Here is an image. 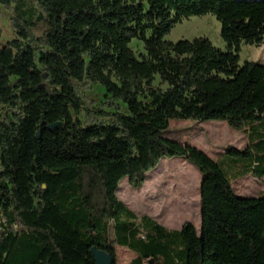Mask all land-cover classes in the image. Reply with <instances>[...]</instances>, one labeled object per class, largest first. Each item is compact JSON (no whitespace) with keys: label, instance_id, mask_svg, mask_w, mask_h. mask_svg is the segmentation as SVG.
Instances as JSON below:
<instances>
[{"label":"trees","instance_id":"1","mask_svg":"<svg viewBox=\"0 0 264 264\" xmlns=\"http://www.w3.org/2000/svg\"><path fill=\"white\" fill-rule=\"evenodd\" d=\"M0 6L15 32L0 45V264H94L93 246L116 264L115 245L133 254L127 264H264V197L232 187L247 175L264 180V65L239 64L242 44H264V0ZM208 14L224 50L205 36L166 39L177 23ZM89 85L105 90L104 107L86 106ZM185 120L243 132L246 147L225 152L247 158L245 168L228 176L218 159L165 136ZM175 157L201 174L199 231L138 218L116 195L123 179L140 187Z\"/></svg>","mask_w":264,"mask_h":264},{"label":"rangeland","instance_id":"2","mask_svg":"<svg viewBox=\"0 0 264 264\" xmlns=\"http://www.w3.org/2000/svg\"><path fill=\"white\" fill-rule=\"evenodd\" d=\"M12 11L0 6V45L15 37L11 22ZM45 26L34 29V35H40ZM198 36L209 38L212 44L222 50L225 43L220 36V23L211 15L193 16L177 23L166 39H192ZM131 47L136 53L142 52V45L133 42ZM255 61L264 65V44L260 46L242 44L239 52V64ZM161 88L165 84L159 78L154 81ZM81 95L88 108L104 107L105 90L98 85H89L82 89ZM264 131L261 129V132ZM264 133V132H263ZM165 136L177 141H187L203 149L212 159H218L221 169L228 175L245 168L247 158L230 155L225 152L228 146L245 148L247 137L243 132L230 128L223 121L197 122L191 120L171 121ZM256 140L259 136L256 135ZM264 137V135H263ZM264 152V151H261ZM201 174L187 160L175 157L162 159L150 171L140 187L130 185L123 179L116 191L117 198L140 218L149 216L169 230H179L185 222L193 224L199 231ZM238 197H264V180L247 175L232 182ZM133 254L124 247L115 245L116 264H127Z\"/></svg>","mask_w":264,"mask_h":264},{"label":"water","instance_id":"3","mask_svg":"<svg viewBox=\"0 0 264 264\" xmlns=\"http://www.w3.org/2000/svg\"><path fill=\"white\" fill-rule=\"evenodd\" d=\"M90 253L93 257L94 264H113L114 261L112 257L105 251L96 248L95 246L91 247ZM149 264H153V260L149 261Z\"/></svg>","mask_w":264,"mask_h":264},{"label":"crops","instance_id":"4","mask_svg":"<svg viewBox=\"0 0 264 264\" xmlns=\"http://www.w3.org/2000/svg\"><path fill=\"white\" fill-rule=\"evenodd\" d=\"M183 142H186V143H188L187 141H183ZM190 144V143H189ZM196 147V146H195ZM198 148V147H197ZM200 150H202L203 152H204V150L203 149H200Z\"/></svg>","mask_w":264,"mask_h":264}]
</instances>
